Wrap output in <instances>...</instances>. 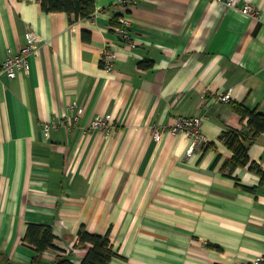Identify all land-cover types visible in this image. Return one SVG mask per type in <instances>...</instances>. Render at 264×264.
<instances>
[{
    "label": "crops",
    "instance_id": "1",
    "mask_svg": "<svg viewBox=\"0 0 264 264\" xmlns=\"http://www.w3.org/2000/svg\"><path fill=\"white\" fill-rule=\"evenodd\" d=\"M119 1L95 0L92 18L74 21L39 0H0V63L26 34L40 40L27 73L0 77V253L27 264L33 223L59 248L46 263L78 264L83 226L108 233L112 264H264V180L231 168L220 140L246 128L233 105L264 115V24L212 0ZM235 2L264 19V0ZM121 18L132 47L114 31ZM106 115L108 135L89 129ZM178 117L203 118L204 143L189 155L191 139L169 131ZM244 145L264 172V133Z\"/></svg>",
    "mask_w": 264,
    "mask_h": 264
},
{
    "label": "trees",
    "instance_id": "2",
    "mask_svg": "<svg viewBox=\"0 0 264 264\" xmlns=\"http://www.w3.org/2000/svg\"><path fill=\"white\" fill-rule=\"evenodd\" d=\"M95 0H39L40 8L45 13L62 12L74 21L90 20L94 14ZM140 67H146L144 63ZM234 111L245 121L246 128L243 131H228L220 136L232 157L227 162L231 167H245L254 171L261 181L264 180V172L251 163L247 156L245 142L251 143L260 134L264 133V115L255 111H249L243 105H233ZM76 248L84 249L85 256L78 264H112L116 254L112 251L108 233L104 235L90 234L81 226L77 231ZM55 237L49 226L29 223L26 226L22 242L33 251V256L27 264H74L66 257L57 256L53 263L42 260V254L48 250L59 251L54 244ZM0 264H13L5 254L0 253Z\"/></svg>",
    "mask_w": 264,
    "mask_h": 264
},
{
    "label": "built area",
    "instance_id": "3",
    "mask_svg": "<svg viewBox=\"0 0 264 264\" xmlns=\"http://www.w3.org/2000/svg\"><path fill=\"white\" fill-rule=\"evenodd\" d=\"M214 2L220 3L226 9H231L239 12L241 15H244L250 18L253 21L262 22L264 24V19L260 20L258 10L254 8L252 5L244 4L241 7H237L235 0H212ZM136 0H120L119 5L125 9L134 6ZM119 26L114 28V31L119 35V37L131 46L129 42V36L127 33V29L129 27V23L126 19L121 18L118 20ZM39 38L34 33H28L25 36V45L19 50L17 54H8L3 61L0 63V77L5 75L8 79H14L16 73L18 71H22L27 73L28 71V57L34 55L37 51ZM115 60L114 53L104 48L101 52L100 56V66L104 72H111L113 63ZM214 101L216 103H227L229 101V95L217 96ZM73 108V106H72ZM79 113L73 118L64 117L61 120V124L65 127H70L73 122L77 120ZM203 118L202 117H178L175 119L173 126L169 129L170 133L173 135L178 134H186L191 139V145L188 150V155L195 150V148L199 147L204 143V137L200 133V127L202 125ZM50 127H54V125H44L45 132L49 130ZM113 128V123L110 115H106L103 117L94 118L90 124L89 129L98 130L103 135H108L111 129ZM152 138L155 141H158L160 138L161 130L152 127Z\"/></svg>",
    "mask_w": 264,
    "mask_h": 264
}]
</instances>
